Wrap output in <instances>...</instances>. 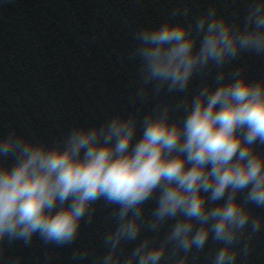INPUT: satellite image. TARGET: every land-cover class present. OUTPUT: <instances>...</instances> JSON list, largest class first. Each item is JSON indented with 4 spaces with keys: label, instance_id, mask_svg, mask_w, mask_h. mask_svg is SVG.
Wrapping results in <instances>:
<instances>
[{
    "label": "clouds",
    "instance_id": "obj_1",
    "mask_svg": "<svg viewBox=\"0 0 264 264\" xmlns=\"http://www.w3.org/2000/svg\"><path fill=\"white\" fill-rule=\"evenodd\" d=\"M179 2L165 22L137 29L128 53L139 61L132 99L143 104L166 93L174 103L75 126L53 144L16 130L0 134V262L16 242L73 245L100 201L112 208L105 220L115 227L95 264H162L166 257L189 264L210 241L220 245L211 264H237L254 251L264 232V216L253 210L264 209V153L257 150L264 79L250 81L243 66L225 69L246 53L264 57V0H246L242 21L210 7L194 23L176 22L192 11ZM213 70V82L189 96L194 78ZM181 110L183 118L173 119ZM146 230L154 235L141 239ZM91 255L76 249L72 258Z\"/></svg>",
    "mask_w": 264,
    "mask_h": 264
},
{
    "label": "water",
    "instance_id": "obj_2",
    "mask_svg": "<svg viewBox=\"0 0 264 264\" xmlns=\"http://www.w3.org/2000/svg\"><path fill=\"white\" fill-rule=\"evenodd\" d=\"M183 3L192 11L187 19L176 17V22L194 23L210 7L230 20L242 21L248 7L246 0ZM178 6L179 0H0V134L16 130L53 144L75 126H98L117 114L130 115L137 109L146 114L157 103H174L166 93L150 97L143 104L132 99L139 61L129 60L128 53L137 45L133 38L137 29L165 22ZM241 66L250 81L264 79V57L246 53L225 70ZM216 74L213 70L194 78L189 96L205 83H212ZM183 116L181 110L173 114V119ZM257 150L264 153V145ZM155 206V200L149 201L146 215ZM253 210L264 216V209ZM111 211L103 201L98 202L95 220L83 225L80 237L71 246L44 245L38 238L30 247L16 242L0 264H95V257L106 251L104 234L115 227L114 222L105 220ZM171 223L161 229L157 243ZM152 235L146 230L141 239ZM138 243L129 244L124 255ZM218 247L210 241L203 254L189 258V264H211ZM85 248L91 250L90 257L72 258L76 249ZM162 264H170L167 257ZM237 264H264V232L257 235L248 259Z\"/></svg>",
    "mask_w": 264,
    "mask_h": 264
}]
</instances>
